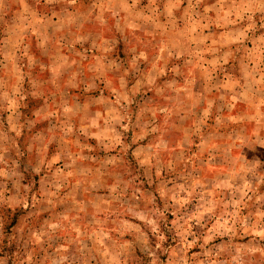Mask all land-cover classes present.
<instances>
[{"label": "rangeland", "instance_id": "rangeland-1", "mask_svg": "<svg viewBox=\"0 0 264 264\" xmlns=\"http://www.w3.org/2000/svg\"><path fill=\"white\" fill-rule=\"evenodd\" d=\"M0 264H264V0H0Z\"/></svg>", "mask_w": 264, "mask_h": 264}]
</instances>
